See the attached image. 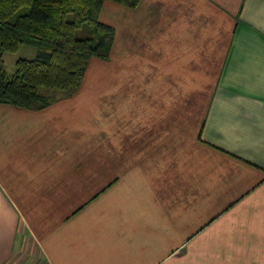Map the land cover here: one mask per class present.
I'll use <instances>...</instances> for the list:
<instances>
[{"label":"crops","instance_id":"0c3cea01","mask_svg":"<svg viewBox=\"0 0 264 264\" xmlns=\"http://www.w3.org/2000/svg\"><path fill=\"white\" fill-rule=\"evenodd\" d=\"M100 19L78 92L0 102V264H264V0Z\"/></svg>","mask_w":264,"mask_h":264},{"label":"trees","instance_id":"16d2710c","mask_svg":"<svg viewBox=\"0 0 264 264\" xmlns=\"http://www.w3.org/2000/svg\"><path fill=\"white\" fill-rule=\"evenodd\" d=\"M104 2L0 0V102L30 108L46 103L47 91L78 92L91 60L111 55L116 29L100 19ZM23 44L36 46L37 54L19 57L10 74L3 53L17 52Z\"/></svg>","mask_w":264,"mask_h":264},{"label":"rangeland","instance_id":"374dc122","mask_svg":"<svg viewBox=\"0 0 264 264\" xmlns=\"http://www.w3.org/2000/svg\"><path fill=\"white\" fill-rule=\"evenodd\" d=\"M69 18H72V14H69ZM5 54L7 55L5 59L6 69L8 73L12 74L15 70V63H16L18 54H16V52H5ZM100 82H101L100 84H103L104 82L103 78H101Z\"/></svg>","mask_w":264,"mask_h":264}]
</instances>
